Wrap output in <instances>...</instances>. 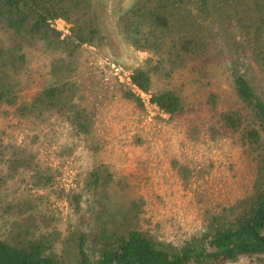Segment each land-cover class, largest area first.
<instances>
[{
    "label": "trees",
    "instance_id": "trees-1",
    "mask_svg": "<svg viewBox=\"0 0 264 264\" xmlns=\"http://www.w3.org/2000/svg\"><path fill=\"white\" fill-rule=\"evenodd\" d=\"M58 19L70 35L53 29ZM117 26L128 46L148 55L132 84L171 119L191 105L178 75L192 73L204 88L227 68L233 107L221 111V96H209V132L215 141L239 139L256 170L253 187L206 212L196 232L166 241L142 199L115 210L122 192L131 199L130 183L103 159L100 108L118 94L96 75L90 49L104 51L106 39L94 0H0V120L15 118L28 131L18 143L0 129V264H264V0H137ZM244 54L260 64L253 80ZM158 80L164 88L154 92ZM119 88L142 107L132 89ZM46 149L59 167L41 158ZM77 151L93 162L66 193L57 181ZM175 167L181 176L194 172Z\"/></svg>",
    "mask_w": 264,
    "mask_h": 264
},
{
    "label": "rangeland",
    "instance_id": "rangeland-1",
    "mask_svg": "<svg viewBox=\"0 0 264 264\" xmlns=\"http://www.w3.org/2000/svg\"><path fill=\"white\" fill-rule=\"evenodd\" d=\"M136 1L94 0L99 26L106 39L104 51L90 49L97 57L96 75L103 77L106 87L108 85L109 90L118 94L109 102L103 101L107 105L102 111L100 108L98 129L101 142L106 146L103 159L114 172L126 176L130 183L127 195L131 199L124 198L122 192L115 199L114 209L125 206L128 200L142 199L146 218L153 225L152 229L156 227L154 230L158 231L157 238L166 241L171 238L170 234L174 237L175 232L185 231L189 235L196 232L206 212L244 198L253 187L256 170L248 161L239 139L215 141L210 136L212 112L207 105L209 96L214 93L221 96V111L233 107L227 68L215 70L210 77L212 85L204 88L196 75H178L176 82L186 85L191 105L187 114L174 119L154 105L142 103L140 107L133 101L121 98L119 87L130 89L127 77L148 57L146 53L128 46L117 26L120 16ZM247 55L241 57L247 65L245 75L253 80L257 74L261 75L260 64ZM116 68L121 72H117ZM163 88L158 80L154 92ZM18 125L19 121L15 118L0 120V129L9 132V139L23 143L27 141L28 131ZM191 130L197 131L195 139L188 136ZM71 144L68 142V145ZM49 150H42L41 158H45L53 167H59L60 162ZM92 162V156L81 155L77 151L68 165L61 168L58 189L66 193L77 189V182L82 180L81 175ZM175 165L182 169L190 166L194 172L189 173L188 168L181 176ZM60 207L62 216L68 215L67 204L63 203ZM144 224L146 222H142Z\"/></svg>",
    "mask_w": 264,
    "mask_h": 264
},
{
    "label": "built area",
    "instance_id": "built-area-1",
    "mask_svg": "<svg viewBox=\"0 0 264 264\" xmlns=\"http://www.w3.org/2000/svg\"><path fill=\"white\" fill-rule=\"evenodd\" d=\"M53 29L61 32L63 34V37L70 35V28L71 26L63 19H58L52 22ZM115 68V67H114ZM117 72H121L119 68H116ZM127 84L129 85L130 89L133 90L135 95L142 101V103H148L150 105H154L151 102V93H145L141 90H139L137 87H135L132 84V74H130L126 79ZM156 108H158L156 105H154ZM159 109V108H158Z\"/></svg>",
    "mask_w": 264,
    "mask_h": 264
}]
</instances>
